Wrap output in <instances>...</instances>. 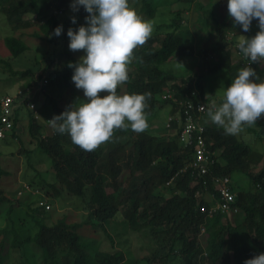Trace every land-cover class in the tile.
I'll return each mask as SVG.
<instances>
[{
    "label": "trees",
    "instance_id": "trees-1",
    "mask_svg": "<svg viewBox=\"0 0 264 264\" xmlns=\"http://www.w3.org/2000/svg\"><path fill=\"white\" fill-rule=\"evenodd\" d=\"M195 1L130 0V6L150 20L154 30L144 45L133 50L128 66L129 79L118 86L117 91L120 94L150 93L145 108L148 127L142 132L130 127L116 129L112 138L94 150L82 149L68 134H60L54 128L46 133L42 121L43 117L52 118L62 113L66 107H61L57 98L44 90L46 83L39 87L38 82L49 81L48 84L52 83L57 89L71 87L73 69L67 65L79 58L65 49L62 67L56 71L44 69L46 76L43 73L35 75L33 67L10 69L12 75L25 79L19 88L23 96L29 88L32 101L37 105L31 109L20 103L15 109L10 132L0 140L9 144L16 137L19 111L24 105L27 134L35 147L31 151L49 160L54 178L79 199L80 209L86 216L82 221H68L65 215L56 217L47 199L49 209L39 203L45 198L37 188L36 193L29 191L38 198L22 202L18 196H5L0 186V214L9 221L0 227V264H9L12 252L19 254L18 263L14 264H243L244 260L264 252V166H255L264 155L256 145L264 139V116L258 118L254 126L245 127L241 135L226 134L223 127L208 119L207 111L214 99L205 93L208 76L221 73L231 83L238 70L249 64L235 45L238 34L251 37L259 31L257 20L252 21L253 29L235 34L233 21L227 24L223 16L214 14V8L208 18L209 8H205L209 22H205V29L212 24L210 34L215 38L198 50L202 52L201 61L190 59V69H183L181 74L177 72L181 75L180 81L168 85L177 77L171 67L172 61L194 55L192 35L183 19V10L185 5ZM224 2L227 4V0ZM70 3L71 0H0V8L8 22L21 26H29L27 15H33L42 20L40 29L44 32L50 22L55 28L62 24L63 32L59 37H65L70 27L78 28L88 15L85 12L75 24L66 21L57 25L56 16L68 11ZM168 5L174 16L165 18L163 7ZM4 42L13 55L26 49L25 43L14 35H7ZM251 66L264 78V60ZM167 92L181 102L164 97ZM39 94L43 96L36 97ZM22 98L18 96L14 102ZM83 99L86 98L83 96ZM187 102L192 103L188 110L196 128L191 131L190 139L182 140L180 132ZM201 102L206 107L197 111L196 105ZM166 105H170L172 119L159 135L150 124L155 110ZM198 133L209 152L208 158L201 162H196L195 157ZM248 135L249 138L245 137ZM251 141L255 142L254 146ZM23 151L31 152L25 148ZM201 164L206 166L204 172L200 170ZM125 168L128 169L127 181H119L118 176ZM4 174L0 151V180ZM238 174L246 179L244 184L237 178ZM224 178L227 182H223ZM40 184L53 197L60 196L61 189L54 183L41 178ZM109 186L112 187L110 191L107 190ZM223 187L233 194L230 205L239 209L229 216L218 210L209 213L217 201L222 202ZM110 223L124 230L144 233L155 249L148 255L133 257L126 244L122 248L113 247L114 239L107 229ZM83 225H91L93 229L100 227L112 248L101 251L95 238L79 232ZM241 225L249 231L250 239L246 243L235 234ZM202 227L204 244L199 240ZM226 249L232 251V259L226 256Z\"/></svg>",
    "mask_w": 264,
    "mask_h": 264
},
{
    "label": "clouds",
    "instance_id": "clouds-1",
    "mask_svg": "<svg viewBox=\"0 0 264 264\" xmlns=\"http://www.w3.org/2000/svg\"><path fill=\"white\" fill-rule=\"evenodd\" d=\"M81 7L89 14L86 24L70 27L67 36L69 49L84 54L67 66L73 69L71 80L86 99H78L47 121L56 132L68 134L74 144L91 151L112 138L116 129L142 132L148 127L145 108L150 93L120 94L117 89L129 79L133 50L149 40L154 26L130 6V0H71L73 12ZM227 8L234 26L247 32L256 19L259 28L251 37L239 35L235 47L249 64L238 70L220 102L212 100L207 111L211 122L226 134L237 135L264 116V78L251 66L264 60V0H227ZM71 20L75 24L77 17ZM62 32L61 24L48 35L59 37ZM243 264H264V252Z\"/></svg>",
    "mask_w": 264,
    "mask_h": 264
},
{
    "label": "rangeland",
    "instance_id": "rangeland-1",
    "mask_svg": "<svg viewBox=\"0 0 264 264\" xmlns=\"http://www.w3.org/2000/svg\"><path fill=\"white\" fill-rule=\"evenodd\" d=\"M211 2L212 0H196L195 2L184 6L185 9L183 10V19H185V24L188 25L189 31L191 32V43L193 44L195 51L192 58L189 57L185 58L184 60L178 59L176 60L177 62L172 61L171 67L172 70L177 74V77L175 80H171L173 82L170 81L168 85H171V83H178L180 81L181 75L179 74L184 72L183 69H190L191 67L189 65L190 59L194 61H201L202 52H199L198 50L202 48L204 43H211L214 40L215 37H212L210 34V28H212L213 25L210 24L209 28L205 29V22L209 23L208 18L213 8L214 14L223 16V21H225L227 24L232 23L233 18L228 15L227 4L224 2V0H213V2ZM169 7V5L163 7V14L165 18L174 16V13L171 12ZM205 8H209L207 11L208 18L207 15L205 17ZM85 12L86 11L84 8L82 10V7L80 8L79 12H73L70 8L68 11L56 16V23L57 25L66 21H69L70 23L72 22L71 17L73 15L77 17L76 22H79L80 18L84 16ZM27 18L31 23L29 26H21L20 24L10 23L6 20V17L0 8V98L7 94L13 96L18 90L19 84L25 81V79H20L17 78L18 76L12 75L10 69L24 70L29 67H33L35 69V75L38 73H43V75L46 76V70L44 69L49 68L51 71L52 69L56 71L62 67L65 61V49L69 50L77 58H80L84 54L83 50L73 51L69 49V37L67 35L65 37L53 36L52 38H49L48 34L55 29L53 22L49 23L47 32H44L42 29H40L42 20L35 19L33 15H27ZM157 18L160 20L159 17ZM81 24H86V21L84 20V22L80 23L78 26ZM254 27L255 26L252 24L250 29H253ZM234 30L235 34L239 31H244L238 25H235ZM231 33H233V31ZM7 35H14L21 39L25 43L26 49L18 55H13L8 50L4 42V38ZM239 35L242 34H238V38ZM54 37L55 40H53ZM194 69H196V66H194ZM177 72L180 73L178 74ZM224 78L225 76H222L221 73H216L214 75L208 76L206 79L207 83L205 93L207 96L211 95L218 103L220 102V98L222 97L224 90L230 85V82L227 81L228 78ZM44 81L47 84H45L46 86L44 90L56 97L58 104L61 107H67L78 99H83V90L77 89L74 83L71 87L59 86L60 88L57 89L56 86H52V83L48 84L49 81ZM40 82L42 81H39V84ZM42 96L43 95L39 94L36 97L41 98ZM40 103L41 102L39 101V104ZM169 111L170 105L158 107L155 110V115L151 121L152 123L150 124V128L154 132L159 133V135H162V131L165 128L167 117L170 113ZM19 112L20 120L16 130V137L12 138L9 144H4L3 141L0 140L1 165L6 171V174H4L0 180V186L4 192V195L7 197L18 196L19 200L22 202H25V200L31 201L32 198H38V195L34 194L36 192H31L32 194H30L29 190L34 191L37 188L39 192L43 194V198H45V200L47 199L50 202L51 207L55 209L56 217L65 215L67 216L68 221H82L84 216H86V212L83 210L81 211V203L79 199L74 195L69 194L66 189H64V185L54 178V172L50 168L49 160L45 159L41 154L36 153L35 150L31 151L32 149H35V147L34 143L29 141L27 134L26 107L23 105ZM39 119H42L40 115ZM48 119L51 118L43 117L42 119L44 125H46V133H50L53 130V127H51L47 121ZM241 134L242 133H239V135ZM245 137L249 138L250 136L248 135ZM246 141L248 142V140ZM251 144L254 146L255 142L251 141ZM256 145L258 146V149L264 154V139L256 143ZM24 148L30 150L31 152L28 154L24 153ZM255 166H264V155L260 162H258V164ZM127 176L128 169L125 168L119 174L118 180L127 181ZM41 178H45L46 181L54 183V185L60 188V196L55 198L52 194H50L51 192H46V187L40 186ZM237 178L242 184L246 182V179L242 177L241 174H238ZM111 188L112 187L109 186L107 187V190L110 191ZM28 196L30 197L28 198ZM3 218L4 217H2L0 214V227L4 226L6 223H9L8 220ZM107 229L110 234H112L114 239L113 247L115 246L122 248L126 244L129 251L132 252L133 257L148 255L155 249V246L149 237L142 232L132 231L129 229L124 230L118 225L116 227V225L113 223H110L109 226H107ZM79 232L84 236L95 238L96 242L100 244L99 249L101 251L112 248L109 238L105 236L100 227L93 229L91 225H83L79 229ZM235 234L242 243H246V240L250 239L249 231H247V227L245 225L237 227ZM199 236V240L202 242V244H204V236ZM12 256L11 259L9 258V264L18 263V252H12ZM226 256L232 259V251H228L226 249ZM127 257L128 256H125V258ZM13 258L15 260H13Z\"/></svg>",
    "mask_w": 264,
    "mask_h": 264
},
{
    "label": "built area",
    "instance_id": "built-area-1",
    "mask_svg": "<svg viewBox=\"0 0 264 264\" xmlns=\"http://www.w3.org/2000/svg\"><path fill=\"white\" fill-rule=\"evenodd\" d=\"M39 83V82H38ZM43 84H45V81L42 80V82H40L39 87H41ZM33 85V83H32ZM30 90L29 88H27V93L24 94L22 93V90L18 87L17 92L13 95H6L0 98V138H3L6 136V133L10 132L11 128H12V124H13V116H14V112L16 107L20 104V103H25L26 106H28L31 109H35V103L32 101V94H29ZM23 97L21 101H17L14 102V98L17 97ZM164 97L166 98H171L173 101L175 102H181L180 100H178L175 96H173V94L171 92H167ZM23 101V102H22ZM206 107V104L201 102L198 103L196 105V110L197 111H203ZM189 109L192 108V103L191 102H187V109H185V114H186V118H185V122L183 124V127L181 129L180 132V138L182 140L184 139H190L191 137V131L194 130L196 128L195 124L192 122V117L191 114L189 113ZM172 119V115L169 114V116L167 117V122H166V126L168 127L169 121ZM199 127V126H198ZM199 131H201V128H198ZM209 152L207 151L206 147H205V142L204 139L202 137L201 134L198 133L197 136V148L195 150V157H196V162H201L202 160H206L208 157ZM195 162V164H196ZM206 166L204 165H200V170L202 172L205 171ZM223 182H227V179L224 178ZM29 190V189H28ZM31 191V190H30ZM32 192H37L36 190L32 191ZM221 193H222V202L217 201L214 206L210 209L209 213H211V211H221L222 213H227V215H232L234 213H236L238 211V207H233L230 205V202L233 200V194H230L227 190L226 187H223L221 189ZM39 203L41 205L44 206L45 209H49L50 208V204L46 201V200H40ZM203 209V208H202ZM204 231V228H201V232Z\"/></svg>",
    "mask_w": 264,
    "mask_h": 264
}]
</instances>
